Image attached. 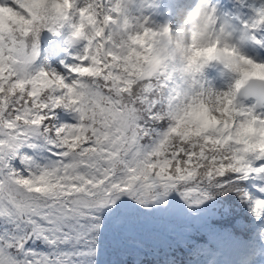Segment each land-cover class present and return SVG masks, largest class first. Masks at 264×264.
I'll use <instances>...</instances> for the list:
<instances>
[{"label":"snow or ice","instance_id":"snow-or-ice-1","mask_svg":"<svg viewBox=\"0 0 264 264\" xmlns=\"http://www.w3.org/2000/svg\"><path fill=\"white\" fill-rule=\"evenodd\" d=\"M0 0V264H264V0Z\"/></svg>","mask_w":264,"mask_h":264},{"label":"bare ground","instance_id":"bare-ground-1","mask_svg":"<svg viewBox=\"0 0 264 264\" xmlns=\"http://www.w3.org/2000/svg\"><path fill=\"white\" fill-rule=\"evenodd\" d=\"M182 0H154L155 12L153 21L157 26L168 23L173 29L175 25H180L187 16L192 0L187 4H179ZM187 6V11L181 13L179 10Z\"/></svg>","mask_w":264,"mask_h":264},{"label":"clouds","instance_id":"clouds-1","mask_svg":"<svg viewBox=\"0 0 264 264\" xmlns=\"http://www.w3.org/2000/svg\"><path fill=\"white\" fill-rule=\"evenodd\" d=\"M187 19V18H185ZM187 26L182 22L174 31L171 40L177 51H183L188 42Z\"/></svg>","mask_w":264,"mask_h":264},{"label":"trees","instance_id":"trees-1","mask_svg":"<svg viewBox=\"0 0 264 264\" xmlns=\"http://www.w3.org/2000/svg\"><path fill=\"white\" fill-rule=\"evenodd\" d=\"M177 257H178V259L181 260L182 264H183L184 261H187L189 259V257L187 256V254L186 253H183V252H178L177 253Z\"/></svg>","mask_w":264,"mask_h":264},{"label":"rangeland","instance_id":"rangeland-1","mask_svg":"<svg viewBox=\"0 0 264 264\" xmlns=\"http://www.w3.org/2000/svg\"><path fill=\"white\" fill-rule=\"evenodd\" d=\"M153 3H154V0H153ZM191 9V7H190ZM190 11V10H189ZM155 12V7L152 9V20L154 19L153 17V13ZM179 25H175L174 28H177Z\"/></svg>","mask_w":264,"mask_h":264}]
</instances>
